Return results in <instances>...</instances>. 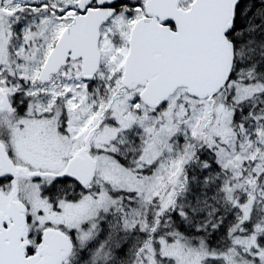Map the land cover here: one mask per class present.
Returning a JSON list of instances; mask_svg holds the SVG:
<instances>
[{
    "label": "snow or ice",
    "instance_id": "6c2138e0",
    "mask_svg": "<svg viewBox=\"0 0 264 264\" xmlns=\"http://www.w3.org/2000/svg\"><path fill=\"white\" fill-rule=\"evenodd\" d=\"M0 264H264V0H0Z\"/></svg>",
    "mask_w": 264,
    "mask_h": 264
}]
</instances>
